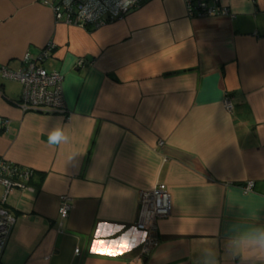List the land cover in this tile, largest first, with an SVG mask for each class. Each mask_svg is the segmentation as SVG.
Listing matches in <instances>:
<instances>
[{"label":"crops","instance_id":"1","mask_svg":"<svg viewBox=\"0 0 264 264\" xmlns=\"http://www.w3.org/2000/svg\"><path fill=\"white\" fill-rule=\"evenodd\" d=\"M59 1L0 0V69L53 42L43 66L63 76L66 107L22 112L21 85L0 72V158L34 171L33 191L7 200L0 264H242V238L264 229V0H194L229 11L204 18L185 0H146L99 28L56 21ZM53 126L66 144L48 143ZM157 184L171 214L143 253L140 196ZM122 238L127 251H92Z\"/></svg>","mask_w":264,"mask_h":264},{"label":"built area","instance_id":"2","mask_svg":"<svg viewBox=\"0 0 264 264\" xmlns=\"http://www.w3.org/2000/svg\"><path fill=\"white\" fill-rule=\"evenodd\" d=\"M146 0H60L52 6L56 21L63 20L68 25L99 28L109 23L120 21L130 12L140 8ZM189 18H204L228 15L226 8L210 7L204 2L185 0ZM56 45L48 42L37 57L25 54L21 68L12 72L4 67L0 69L4 79L17 81L21 87L18 107L22 112H43L47 114H66L63 97V76L58 72H48L43 63L51 56ZM83 67V61L77 62ZM223 107L227 112L233 109L232 99L225 95ZM9 120L0 117V129L6 130ZM159 146L163 142H159ZM34 171L20 167L0 158V258L5 249L11 230L15 224L14 216L6 209L9 196L16 190L33 191L30 187ZM254 182L243 186L244 193L254 190ZM71 209L68 197H61L59 215L65 219ZM171 214V197L164 185L157 184L149 193L140 196L139 223L137 227L144 231L142 252L146 253L156 232L157 221L166 219Z\"/></svg>","mask_w":264,"mask_h":264},{"label":"clouds","instance_id":"3","mask_svg":"<svg viewBox=\"0 0 264 264\" xmlns=\"http://www.w3.org/2000/svg\"><path fill=\"white\" fill-rule=\"evenodd\" d=\"M68 142V136L61 127L53 126L48 132V143L50 145L66 144ZM242 245L239 247V255L241 256L242 264H250L255 260V264H264V229H255L243 238ZM132 243H136V239L133 238ZM245 251L249 255H245Z\"/></svg>","mask_w":264,"mask_h":264},{"label":"snow or ice","instance_id":"4","mask_svg":"<svg viewBox=\"0 0 264 264\" xmlns=\"http://www.w3.org/2000/svg\"><path fill=\"white\" fill-rule=\"evenodd\" d=\"M129 247V242L126 238H122V243H120L118 246L113 247L107 244H104L103 242L97 241L93 247V252H98L104 255L108 256H115L118 254V252H124L127 251Z\"/></svg>","mask_w":264,"mask_h":264}]
</instances>
